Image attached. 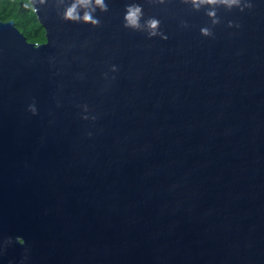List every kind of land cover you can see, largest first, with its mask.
Returning a JSON list of instances; mask_svg holds the SVG:
<instances>
[{"label":"water","instance_id":"water-1","mask_svg":"<svg viewBox=\"0 0 264 264\" xmlns=\"http://www.w3.org/2000/svg\"><path fill=\"white\" fill-rule=\"evenodd\" d=\"M29 2L43 42L0 20V264H264V0Z\"/></svg>","mask_w":264,"mask_h":264},{"label":"clouds","instance_id":"clouds-1","mask_svg":"<svg viewBox=\"0 0 264 264\" xmlns=\"http://www.w3.org/2000/svg\"><path fill=\"white\" fill-rule=\"evenodd\" d=\"M92 0H77L76 3H73L65 12V18L71 19V20H80L83 19L84 22H90L92 24H98L99 21L97 19H94L92 14L89 12H85L83 17L81 18L77 13V4L81 5H87L90 4ZM239 0H199V3H197V0H193V3L196 7H199V4H217V3H224V4H237ZM34 3V0H33ZM95 5L99 6L102 11L107 10V5L104 4V0H95ZM36 11V9H34ZM143 15L142 7L138 4H132L126 6V13H125V21L126 26H130L133 28H139L140 20ZM209 15H214V12H210ZM147 27L151 30L149 32V35H156L157 29L159 26L160 21L155 18H150L148 21H146ZM202 33L205 35H208L207 29H201ZM35 111V109H32ZM17 240L20 238L17 237Z\"/></svg>","mask_w":264,"mask_h":264},{"label":"trees","instance_id":"trees-1","mask_svg":"<svg viewBox=\"0 0 264 264\" xmlns=\"http://www.w3.org/2000/svg\"><path fill=\"white\" fill-rule=\"evenodd\" d=\"M14 20L25 37L35 43L45 40L44 28L37 20L29 0H0V20Z\"/></svg>","mask_w":264,"mask_h":264},{"label":"flooded vegetation","instance_id":"flooded-vegetation-1","mask_svg":"<svg viewBox=\"0 0 264 264\" xmlns=\"http://www.w3.org/2000/svg\"><path fill=\"white\" fill-rule=\"evenodd\" d=\"M1 216H2V194H1V191H0V220H1Z\"/></svg>","mask_w":264,"mask_h":264}]
</instances>
